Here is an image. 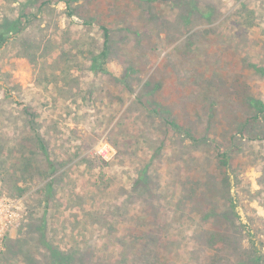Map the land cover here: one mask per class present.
Here are the masks:
<instances>
[{"label":"rangeland","instance_id":"obj_1","mask_svg":"<svg viewBox=\"0 0 264 264\" xmlns=\"http://www.w3.org/2000/svg\"><path fill=\"white\" fill-rule=\"evenodd\" d=\"M78 2H86L85 8L92 14L101 11L111 18L113 44L117 48L108 59V67L113 73L109 76L97 80L94 75L86 77L89 72L86 65L80 63L77 74L88 83L96 81L95 96L104 99L99 100L90 111L84 109L79 117L75 116L76 120L69 119L65 125L59 123L56 131L63 133L60 140L54 135L53 128L58 114L63 110L51 108L54 105V99L51 98L54 87H47L45 82L39 81L40 72L48 69L50 60L41 68L38 64L33 65L28 57L21 55L14 45L0 50V177L3 179L4 189L10 194L23 196L25 210L28 207L23 220L19 222L20 225L8 232L4 248L0 251V264H48L49 248L41 243V238L45 235L49 242L66 250L76 246L74 239L80 232L84 236V239L79 240L81 249L91 257L88 264H97L101 257L113 264H143L142 260L139 263L133 262L137 254L130 250L126 254L127 262H120L123 247L117 241L119 237L128 238V233L124 231L127 224L136 214L143 215L142 211L151 201L146 194L134 192L132 189V182L138 175L137 170L153 161L150 165L157 171L156 182L160 187L157 186V199H152L155 207L148 209L145 216L160 222L154 218L157 210L160 209L163 215L172 214L173 209L168 198L177 190V180L186 181L191 174V168L184 163H181L179 169H174V163L170 164L168 157L177 159L191 155L193 149L187 146L185 148L184 144L179 143L180 138L176 137L164 142L166 139H163L161 132L165 125L162 120L150 117L143 108V114H139L141 109L136 107V99L140 88L133 94H126L121 88V82L117 80L123 75L124 63L130 58L143 64L149 63L150 70L146 69L141 75L144 80L150 75L149 71L152 73L160 69L162 60L169 61L170 65L165 71L169 78L157 98L170 102L183 117L185 111L192 112L189 123H193L201 135L208 132L209 139L222 142L223 148H230L231 145L227 142L238 126L235 117L244 114L246 106L235 98V91L230 88L228 92L218 96L220 103L213 108V126L208 128L209 110L207 103L201 101L200 93H204L201 87L208 82L207 78L212 75L213 68L222 63L223 81L231 80L235 74L239 75L243 82L239 87L241 91L264 99V77L260 73L248 71L247 64L245 67L240 64V60L246 63L264 62V0H201L202 4L211 3L217 8L216 21L209 24L197 19L185 28L176 19L177 10L169 6V0L154 2L157 10L147 7L148 4L138 5L133 1L128 10H118L115 0ZM242 2L256 10L254 26L250 30L246 23L237 30V24L240 25L242 20ZM11 6L14 10L18 9L16 2H12ZM54 7L58 10V19L55 22L62 28H67L70 35L82 37L89 34L86 26L74 24L80 21L77 12L68 15L67 6L63 2ZM9 8L6 0H0V20L3 16H13V11H7ZM156 11L159 14L157 29L152 27L154 21L151 18ZM52 20V16L34 19L27 31L32 36L38 34V37L40 28ZM128 24L135 26L137 31L144 26L151 37L149 45L146 40L135 35L137 41L142 40L144 45L138 46L133 55L128 41H125L128 35L121 31L122 26ZM207 27H212L213 30L205 33L204 29ZM221 30L223 34L219 32ZM194 31L197 32L193 36ZM94 32V36L101 42V30L95 28ZM229 32H233L232 35ZM217 59L221 62L215 64ZM173 61L181 63L180 66L174 68ZM109 91L115 92L112 98L106 96ZM119 95L124 96L126 103L121 108L118 106L116 110L109 108L107 105L110 99L115 100ZM24 105L38 111L37 128L32 129L26 122ZM94 110L97 113H91ZM120 118L126 124L121 127L123 131L119 129L116 132L113 129L118 130L115 126ZM38 134L47 145L51 164L39 149ZM107 141L112 147L111 160L103 159L99 152L100 143ZM236 141L237 149L232 153L235 155L231 159L233 167L229 170L231 195L236 198L237 211L243 221L252 220L253 232L264 241V139L253 140L238 135ZM212 143L214 142L211 140L210 148L200 146L195 151L198 160L194 167L198 168L197 173L200 172L203 177L214 180L218 168L216 159H213ZM75 151L78 153L73 155ZM155 154L157 158L152 160ZM179 172H183V175L176 176ZM194 176L200 178L199 174ZM222 176L218 174V179ZM201 188L202 186L199 190ZM221 191L222 189L211 185L210 196L204 192L199 200L205 206L215 200L213 203L221 205L219 210H223V200L227 194ZM178 192L181 194V190L178 189ZM187 193L184 192L183 197ZM120 203L122 212L117 206ZM90 212L92 214H88ZM115 216L119 222L111 226L109 233L108 221L111 223ZM87 219H91L92 223H76L78 220ZM162 220L168 226L164 228L160 225L159 236L162 241L159 239V242L169 241L170 244L172 236L179 239L178 243L167 247L172 262L166 264H192L183 261L181 255L177 254L188 249L200 252L202 261L208 259L206 251H198V245L191 239L192 236H197L200 220L195 217V222L178 224L172 215L169 218L163 217ZM243 243L248 245L247 237ZM88 246L91 248L87 249ZM261 246L264 252V243Z\"/></svg>","mask_w":264,"mask_h":264},{"label":"trees","instance_id":"obj_2","mask_svg":"<svg viewBox=\"0 0 264 264\" xmlns=\"http://www.w3.org/2000/svg\"><path fill=\"white\" fill-rule=\"evenodd\" d=\"M78 1L79 0H6L7 4L10 6L7 11H13V16H3L0 20V50L14 45V47L20 51L21 55L28 57L33 65L38 64L41 68H44V64L47 65L49 60L51 62L47 70L40 72L39 81L42 80L45 82L47 87H54L51 95V98L54 99V105L51 108L56 110L61 108L63 110L62 113L64 114H58L57 122L54 124L53 128L54 135L59 140L63 135L62 132L56 131L59 123L65 125L69 119L76 120L77 118H75V116L79 117V113H82L84 109L89 110L95 108L98 101L104 99L103 97L99 99L95 96L96 81L94 83H88L84 77L77 74L80 63L86 65V69L89 72L86 77L94 75L95 80H97L100 77L104 78L105 76H109L113 73L108 67V59L114 49L117 48L113 44L114 33L110 27V23L112 22L111 18L101 13V11L92 14V12H89L85 8L86 2L83 4ZM131 1L138 5L142 3L148 4L149 6L147 7L157 10V7L153 5V3L158 0H115V4L118 6V10H128ZM169 1V6L176 8L178 16L176 19L180 24L184 25V28L185 26L191 25L194 20L197 19H202L205 23L209 24L216 21L218 14L217 8L211 3L202 4L200 2L201 0ZM12 2L17 3V10H14L11 6ZM59 2H63V4L67 6L68 15H72L76 12L78 13L80 21L74 24H80L81 27L86 26L87 30H89L88 35H82V37L76 34L70 35L67 28H62L58 22H55L58 19V10L55 9L54 5ZM241 5L240 7L243 10L242 20L239 22L240 25L237 24V30L242 28L243 23H246L250 30L254 26L253 22L256 10L251 8L248 3L242 2ZM117 15L118 14H116V17ZM49 16H52L54 20H52L51 23L48 22V24H44V26L40 28L41 32L38 37V34L32 36L29 30L27 31L34 19H46ZM157 17H159L157 11L155 14L152 13L151 18L154 21L152 22V27L155 29L158 28ZM127 21L129 20H125V22ZM95 28L101 30V42L98 37L94 36ZM212 30V27H207L204 29V32L208 33ZM234 30L236 31V29ZM121 31L122 33L126 32V35H128L125 41H128L127 44L132 50V55L136 53L138 46L143 47L144 44L142 40H146L148 44L151 42L149 31L144 29V26H142L141 30L137 31L135 26L132 27L131 24H128V26H122ZM196 32L197 31H194L192 33L193 36ZM219 32L223 34V30ZM219 32L216 33V31H214L216 34H219ZM229 33L232 35L233 32ZM135 35H139L142 40L137 41ZM98 43L100 45H98ZM75 51L77 52L75 53ZM217 62H221V60L217 59L215 64ZM223 62L226 64V61ZM148 64V62L143 64L130 58L124 63L123 75L117 80L121 82V88L126 94H133L140 88L137 92L136 99L138 104L136 107L139 110L141 109L139 114H143V108L148 112L150 117L154 116L162 120L165 125L164 130L161 132L163 139H166L164 142L170 138L176 137L180 138L179 143L184 144L185 148L192 147L193 151L191 155H185L177 159L168 157L170 164L174 163V169H179L181 163H184L191 168V174L186 181L177 180V190L168 198L169 200L167 199L170 201V205L173 209L172 214L163 215L160 209L157 210L158 212L156 211L157 214L154 216V218L160 220V222H157L155 219H147L145 214L148 209L155 207L154 200L152 199H157L155 194L158 192L157 186H159L156 182L158 174L156 169L150 165L153 161L147 162L143 167H139L137 170L138 175L132 182V189L134 192L146 194L151 201L148 202V206L142 211L143 215L136 214L135 217L130 220V223L127 224L124 231L128 233V238L119 237V240L117 239L118 243H121L123 247L120 256L121 259L119 261L127 262L126 254L128 253L127 251L130 250L131 252L135 251V254H137L136 260L133 261L136 263H139L138 261L140 260H142L143 264H166L172 262V257H170L171 253L167 247H170V245L174 243H178L179 239L172 236L170 244L169 241L159 242V239L162 241L159 236L160 225L164 228L168 226V223L162 219L163 217L169 218L172 215L178 224L189 221L195 222V217L197 220L201 221L196 231L197 236H192L191 239L198 245V251H206L205 254L208 259L202 261L200 252L197 253L192 249H188V251L186 250L183 253H177L181 255L183 261H188L187 263L191 262L192 264H264V252L261 246L264 241L258 237L257 233L253 232L254 222L252 220L243 221L241 214L237 211L236 198L231 195L229 174V170L233 167L231 159L235 155L232 153L237 149V136H247L253 140L264 139V99L250 92L241 91L239 87L242 86L243 82H241V77L239 75L235 74L231 80L228 79L223 81V73L221 71L222 63H219L217 68H213L212 75L207 78L208 82L201 87L204 93H200L201 101L204 102V104L207 103L206 107L209 110L207 117L208 128L213 126V114L215 112L213 108L220 103L218 96L224 94L225 91L228 92L230 88L235 91V98L241 100L245 104L244 106H246L244 114L235 117L238 126L236 132L232 134L230 141L227 142L231 145L230 148H227V146L223 148L224 144L222 142L213 138L209 139L210 136L208 132L201 135L200 130H197L193 126V123H189L192 120V112L185 111L183 117L179 113V110H176L175 107L170 105V102H165L157 98V95H161L164 89L166 79L169 78L165 71L169 67L170 62L162 60L159 65L160 69L152 73L149 71L150 75L144 80L141 75L146 72V69L150 70ZM180 64L181 63L174 61L172 62L174 68H178ZM240 64L243 67L247 64L248 71L260 73L264 77V62L248 61V63H246V61L240 60ZM163 75H165V77H162ZM195 75L196 73L192 76L195 77ZM114 93V91H112V93L109 91L106 93V96L112 98ZM80 102L84 103V105ZM125 103L124 96L119 95L115 100L110 99L107 106L116 110L118 106L121 108ZM23 110L27 115L26 122L29 126L32 129L37 128L38 111H35V109L31 110L27 105H24ZM91 113L95 114L97 111L94 110ZM123 117L124 116H122V118ZM109 121L111 122L112 120L109 118ZM124 124H126L125 121H121L120 118L115 126L118 130H113L118 132L119 129H122L121 127ZM70 129L72 130L73 128ZM37 139L39 149L44 153L51 164V156L43 137L38 134ZM211 140L214 142L212 143V148L214 147V150H212L214 155L213 159H216V166L218 168V171L215 173L221 176L223 175L218 179L217 174L214 180H211V178L207 176L203 177L200 172L197 173L198 168L194 167V164L198 160V155L195 151H197L200 146L210 148ZM77 153L78 152L75 151L73 155ZM154 158H157L156 154L152 156V160ZM195 174H199L200 178L195 177ZM179 175H183V172H179L176 176ZM218 182L220 184H218ZM211 185L216 186L219 190L222 189L221 192L223 194H227L225 200H223V210H219L221 205L218 206V203H213L215 201L214 199H212L214 201H211L210 205L206 206L199 200V196L204 192L207 196H210L209 188ZM200 186H202V188L199 190ZM159 189L161 190V188ZM178 189L181 190V194H179ZM49 191H51L50 187ZM186 191L188 193L183 197L182 194ZM79 199H82V197ZM185 199L190 201L186 202ZM227 201H229V203ZM196 203L198 204L195 206ZM117 206L119 211L121 210L122 212V204H117ZM185 211H190L191 213L185 214ZM113 213H115V211ZM88 214L92 213L90 212ZM115 218L116 216L112 218L111 223L108 221L109 226L107 228L109 229V233L112 230L111 226L119 222V220ZM179 219H182V221ZM87 222L92 223L91 219L78 220L76 223L85 225ZM80 233L76 235L74 239L76 246H72L66 250L61 249L53 242H49L44 235L41 238V243L49 248L50 261L48 264H88L91 257L89 254H84L86 252L82 251L84 249H81V242H79V240L84 239V236ZM246 237L248 238L247 246L243 243ZM151 244H153V248H151ZM88 248L91 247L88 246L87 249ZM101 258L98 260L97 264H113Z\"/></svg>","mask_w":264,"mask_h":264},{"label":"built area","instance_id":"obj_3","mask_svg":"<svg viewBox=\"0 0 264 264\" xmlns=\"http://www.w3.org/2000/svg\"><path fill=\"white\" fill-rule=\"evenodd\" d=\"M99 152L103 159L111 160L112 147L108 141L100 143ZM25 211L24 197L8 193L0 177V251L4 248L8 232L20 225Z\"/></svg>","mask_w":264,"mask_h":264}]
</instances>
